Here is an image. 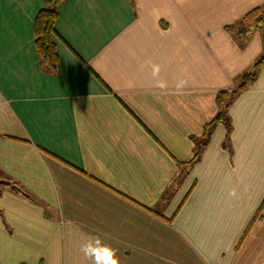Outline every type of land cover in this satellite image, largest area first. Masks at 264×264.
Segmentation results:
<instances>
[{
	"label": "crops",
	"instance_id": "obj_1",
	"mask_svg": "<svg viewBox=\"0 0 264 264\" xmlns=\"http://www.w3.org/2000/svg\"><path fill=\"white\" fill-rule=\"evenodd\" d=\"M264 0H64L56 72L39 59L46 0H0V264H264L261 31L226 27ZM104 251L96 258L109 264Z\"/></svg>",
	"mask_w": 264,
	"mask_h": 264
},
{
	"label": "trees",
	"instance_id": "obj_2",
	"mask_svg": "<svg viewBox=\"0 0 264 264\" xmlns=\"http://www.w3.org/2000/svg\"><path fill=\"white\" fill-rule=\"evenodd\" d=\"M62 1L64 0H46V6L38 12L34 22V36L40 64L45 71L52 73L56 72L60 62L54 37L57 34L58 6ZM226 28L237 38L252 28L259 29L264 44V3L251 9L237 23L228 25ZM263 63L264 53L256 60L250 71L245 72L236 79L238 83L234 88L218 93L216 102L219 111L213 120L206 124L202 136L195 139V159L200 157L202 149L209 141L216 124L223 123L228 130H231L229 108L238 93L254 81Z\"/></svg>",
	"mask_w": 264,
	"mask_h": 264
},
{
	"label": "clouds",
	"instance_id": "obj_3",
	"mask_svg": "<svg viewBox=\"0 0 264 264\" xmlns=\"http://www.w3.org/2000/svg\"><path fill=\"white\" fill-rule=\"evenodd\" d=\"M107 246L105 245L104 241L99 238V237H92L90 238L86 243H84L82 245V251L84 252V254L86 256H88L89 258L95 260V264H104V261L102 259H97L96 258V253L97 252H101L104 251V249ZM105 253L108 254V256H110L109 259V264H116V261L113 257V253L111 249H107V251H104V255Z\"/></svg>",
	"mask_w": 264,
	"mask_h": 264
},
{
	"label": "snow or ice",
	"instance_id": "obj_4",
	"mask_svg": "<svg viewBox=\"0 0 264 264\" xmlns=\"http://www.w3.org/2000/svg\"><path fill=\"white\" fill-rule=\"evenodd\" d=\"M105 258H108V259H110V256H108V254H107V253H105Z\"/></svg>",
	"mask_w": 264,
	"mask_h": 264
}]
</instances>
